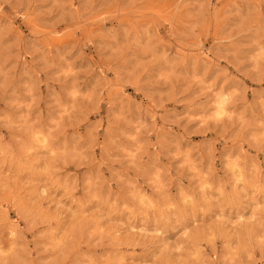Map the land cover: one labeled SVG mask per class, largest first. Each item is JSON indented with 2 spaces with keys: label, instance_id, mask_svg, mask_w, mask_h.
I'll return each instance as SVG.
<instances>
[{
  "label": "rangeland",
  "instance_id": "1",
  "mask_svg": "<svg viewBox=\"0 0 264 264\" xmlns=\"http://www.w3.org/2000/svg\"><path fill=\"white\" fill-rule=\"evenodd\" d=\"M0 264H264V0H0Z\"/></svg>",
  "mask_w": 264,
  "mask_h": 264
},
{
  "label": "bare ground",
  "instance_id": "2",
  "mask_svg": "<svg viewBox=\"0 0 264 264\" xmlns=\"http://www.w3.org/2000/svg\"><path fill=\"white\" fill-rule=\"evenodd\" d=\"M222 110V109H221ZM221 112V111H220ZM221 115V114H220Z\"/></svg>",
  "mask_w": 264,
  "mask_h": 264
}]
</instances>
